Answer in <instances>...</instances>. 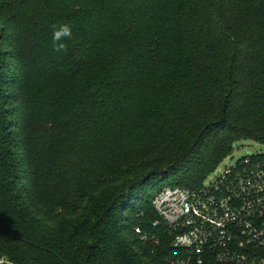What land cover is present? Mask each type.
<instances>
[{
    "label": "trees",
    "instance_id": "16d2710c",
    "mask_svg": "<svg viewBox=\"0 0 264 264\" xmlns=\"http://www.w3.org/2000/svg\"><path fill=\"white\" fill-rule=\"evenodd\" d=\"M242 141L264 147V0H0V257L172 264L156 194Z\"/></svg>",
    "mask_w": 264,
    "mask_h": 264
},
{
    "label": "built area",
    "instance_id": "2783aa9c",
    "mask_svg": "<svg viewBox=\"0 0 264 264\" xmlns=\"http://www.w3.org/2000/svg\"><path fill=\"white\" fill-rule=\"evenodd\" d=\"M153 205L155 226L172 237L170 263L264 264V155L243 158L200 190L165 188Z\"/></svg>",
    "mask_w": 264,
    "mask_h": 264
},
{
    "label": "rangeland",
    "instance_id": "374dc122",
    "mask_svg": "<svg viewBox=\"0 0 264 264\" xmlns=\"http://www.w3.org/2000/svg\"><path fill=\"white\" fill-rule=\"evenodd\" d=\"M261 154L264 155V147L254 141H242L239 142L234 149L233 156L226 160L219 169L212 174L207 181L214 180L219 174L223 173L227 168L234 166L241 162L243 158ZM206 181V182H207Z\"/></svg>",
    "mask_w": 264,
    "mask_h": 264
},
{
    "label": "clouds",
    "instance_id": "9594fccd",
    "mask_svg": "<svg viewBox=\"0 0 264 264\" xmlns=\"http://www.w3.org/2000/svg\"><path fill=\"white\" fill-rule=\"evenodd\" d=\"M72 35L71 26L68 24H62L60 26H52V38H53V50L55 52L66 51V44L63 43L66 38H70Z\"/></svg>",
    "mask_w": 264,
    "mask_h": 264
}]
</instances>
